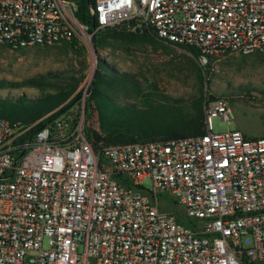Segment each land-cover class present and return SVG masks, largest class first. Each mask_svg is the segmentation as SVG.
Listing matches in <instances>:
<instances>
[{"label": "built area", "instance_id": "obj_1", "mask_svg": "<svg viewBox=\"0 0 264 264\" xmlns=\"http://www.w3.org/2000/svg\"><path fill=\"white\" fill-rule=\"evenodd\" d=\"M75 11L71 0H0V46L126 26L194 49L201 66L264 53V0H95L92 33ZM83 104L35 131L0 119V264H264V137L229 129L227 101L206 103L201 136L99 151ZM215 118L228 130L213 132Z\"/></svg>", "mask_w": 264, "mask_h": 264}, {"label": "rangeland", "instance_id": "obj_2", "mask_svg": "<svg viewBox=\"0 0 264 264\" xmlns=\"http://www.w3.org/2000/svg\"><path fill=\"white\" fill-rule=\"evenodd\" d=\"M74 41L75 47L67 44L70 41L26 48L0 46V98L37 99L56 92L70 78L81 79L72 95L79 96L71 107L76 112L82 99L84 108L83 95L89 93L98 63L104 62L115 71L132 76L143 93L188 100L202 92L206 98L224 99L232 114L229 129H237L249 139L264 137V53H229L212 57L201 66L188 51L167 44L109 39L103 47H96L92 38ZM115 93L114 100L119 104L140 103L131 89ZM85 124L90 130L96 129L95 116ZM211 125L215 133L228 130L227 123L219 118L213 119ZM142 186L151 190V180L144 179ZM159 206L163 211L184 216L183 208L172 202L159 199ZM250 244L248 240L243 242L244 246Z\"/></svg>", "mask_w": 264, "mask_h": 264}, {"label": "trees", "instance_id": "obj_3", "mask_svg": "<svg viewBox=\"0 0 264 264\" xmlns=\"http://www.w3.org/2000/svg\"><path fill=\"white\" fill-rule=\"evenodd\" d=\"M94 3L95 0L76 2L75 16L80 23L88 27L90 33L97 28V23L93 22L89 13V8ZM109 39L167 44L188 51L198 60V54L192 48L157 39L147 31L130 32L126 26L98 31L94 34L92 42L96 47H103ZM67 44L75 47L76 41L72 40ZM80 83L81 79L70 78L66 85L56 92L32 100L24 97L0 98V119L26 125L38 122L32 129L35 131L72 107L73 102L79 98L78 94L73 97L72 95ZM0 88H3L2 83ZM129 89L138 96L139 104L122 105L114 100L115 92ZM214 99L206 98L202 92L188 100L171 99L152 92L143 93L140 84L132 76L119 73L104 62H99L84 106L85 121L94 115L97 128L90 130L86 126L87 137L93 149L99 151L128 144L201 136L206 132L205 105Z\"/></svg>", "mask_w": 264, "mask_h": 264}, {"label": "water", "instance_id": "obj_4", "mask_svg": "<svg viewBox=\"0 0 264 264\" xmlns=\"http://www.w3.org/2000/svg\"><path fill=\"white\" fill-rule=\"evenodd\" d=\"M93 22H94V20H93Z\"/></svg>", "mask_w": 264, "mask_h": 264}]
</instances>
